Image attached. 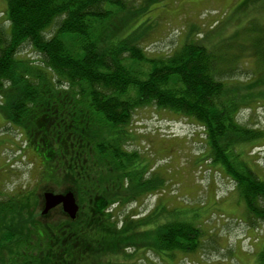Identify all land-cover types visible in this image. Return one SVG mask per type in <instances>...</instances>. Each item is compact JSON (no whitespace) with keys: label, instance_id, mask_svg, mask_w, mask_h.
<instances>
[{"label":"trees","instance_id":"trees-1","mask_svg":"<svg viewBox=\"0 0 264 264\" xmlns=\"http://www.w3.org/2000/svg\"><path fill=\"white\" fill-rule=\"evenodd\" d=\"M131 4L6 0L0 17V113L41 160V177L63 187L35 195L0 194V264H88L91 256L78 249L83 241L93 246L118 241L122 233L112 227L116 216L108 211L107 188L131 185L143 194L163 184L142 154L128 148L137 112L151 106L180 113L203 128L208 160L235 184L248 219L264 222V178L243 154V147L260 133L237 119L241 106L261 99L254 97L256 82H235L236 67L226 64L224 51L200 41L188 39L165 56L147 53L140 45L142 28L131 29L130 22L116 26ZM248 31L255 59L264 66V35L251 24ZM29 50L36 60L24 58ZM69 191L78 200V216L77 191L96 197L91 214L100 219L97 226L79 230L63 210L51 220L57 208L42 214L46 192ZM31 196L37 210L41 205L35 217ZM164 212L166 220L155 223V249L171 253L196 248L200 228L173 219L176 211L162 206L151 216ZM87 227L98 229L89 236ZM257 264H264V248Z\"/></svg>","mask_w":264,"mask_h":264},{"label":"rangeland","instance_id":"rangeland-1","mask_svg":"<svg viewBox=\"0 0 264 264\" xmlns=\"http://www.w3.org/2000/svg\"><path fill=\"white\" fill-rule=\"evenodd\" d=\"M128 1L132 3V12L117 18V29L125 22H130L131 29L142 28L140 45L147 53L165 56L188 39L200 41L213 51H224L226 64L236 67L235 82H256L254 97L261 99L241 106L237 119L260 133V138L243 147V154L264 178V66L255 59L252 40L246 38L250 24L260 36L264 35V0ZM233 43L237 44L232 46ZM23 54L24 58L37 59L32 50ZM239 68L247 72H239ZM132 130L129 151L141 153L163 184L158 191L143 194L140 189L134 192L131 185L124 189L117 185L107 188L105 197L112 205L107 208L116 216L112 227L117 226L122 234L117 242L111 238L102 246L83 241L78 249L91 256L92 262L88 264H257L264 248V222L248 219L235 184L219 164L208 160L203 128L180 113L151 106L137 112ZM41 168V160L31 147H26L21 132L7 125L0 113V194L28 191L35 195L46 188L63 187L52 180L45 181ZM77 194L81 213L73 219L75 226L79 230L93 223L97 226L100 219L91 214L96 197L85 191ZM31 198L30 210L35 217L41 205L37 210L36 197ZM159 206L175 210L173 219L200 228L196 248L171 253L155 249L159 232L155 223L162 224L168 217L165 212L163 216H151ZM60 212L59 207L50 219H59ZM144 219L149 220L143 222ZM93 229L98 227L84 230L91 236Z\"/></svg>","mask_w":264,"mask_h":264},{"label":"water","instance_id":"water-1","mask_svg":"<svg viewBox=\"0 0 264 264\" xmlns=\"http://www.w3.org/2000/svg\"><path fill=\"white\" fill-rule=\"evenodd\" d=\"M61 206L63 211L71 218L75 219L79 212V206L77 204L76 197L73 192L67 193H53L46 192L44 194V208L43 215L49 214V212L57 207Z\"/></svg>","mask_w":264,"mask_h":264},{"label":"crops","instance_id":"crops-1","mask_svg":"<svg viewBox=\"0 0 264 264\" xmlns=\"http://www.w3.org/2000/svg\"><path fill=\"white\" fill-rule=\"evenodd\" d=\"M6 2L5 0H0V15L5 11Z\"/></svg>","mask_w":264,"mask_h":264}]
</instances>
